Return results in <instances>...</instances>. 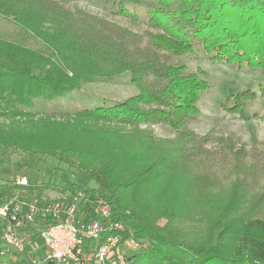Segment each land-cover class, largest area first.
Returning <instances> with one entry per match:
<instances>
[{
    "label": "trees",
    "instance_id": "trees-1",
    "mask_svg": "<svg viewBox=\"0 0 264 264\" xmlns=\"http://www.w3.org/2000/svg\"><path fill=\"white\" fill-rule=\"evenodd\" d=\"M63 1L0 0V14L24 21V27L40 36L51 52L45 55L0 38V147L55 161L48 167L55 180L44 182L41 191L52 187L70 197L81 190L89 202L110 204L113 217L128 229L123 236H133L144 249L128 256L129 264H264L263 208L253 206L257 211L237 214L230 202L206 218L237 244H226L222 238L195 244L179 225L170 224L180 222V217L198 218L186 208L201 199L190 194L195 184L204 188L192 178L201 171L203 179L207 172H215L214 178L227 180L232 191L247 187L241 198L264 182L263 152L207 148L210 139L189 127L199 113L200 93L210 83L203 70L188 72L184 64L175 63L176 57L199 46L211 62L264 72V0H153L156 6L147 12L145 22L117 0L112 14L155 30L142 34L65 7ZM124 72L130 74L137 92L116 104L60 112L58 117L34 109L40 97L62 98L83 82ZM257 89L226 96L228 104L222 108L250 119L243 106L257 97L264 99V84ZM251 118L264 121V112ZM159 123L170 126L173 139L157 138L140 127ZM55 128L88 136L90 147L63 143V131L51 134ZM213 161L231 162L233 168L218 175ZM235 161L241 166L236 165L234 173ZM179 169L188 170L184 180L188 188L177 191L184 184L176 181L182 179L176 175ZM80 172L96 187L77 181ZM246 177L249 185H240ZM6 193L0 192V201ZM162 219L164 224L159 223ZM7 264L30 263L11 258Z\"/></svg>",
    "mask_w": 264,
    "mask_h": 264
},
{
    "label": "rangeland",
    "instance_id": "rangeland-1",
    "mask_svg": "<svg viewBox=\"0 0 264 264\" xmlns=\"http://www.w3.org/2000/svg\"><path fill=\"white\" fill-rule=\"evenodd\" d=\"M117 0H65L63 6L71 7L72 9L79 8L86 12L93 13L99 17H103L112 24H116L130 29L135 33L142 34L145 31L154 33L155 30L136 26L122 15L112 14ZM124 6L130 11L135 12L140 19L145 22L147 19V12L156 6L153 0H123ZM24 21H17L12 17H6L0 14V38L14 41L22 44L26 48L37 50L42 54L48 55L51 52L49 47L42 41L41 37L35 35L33 31L24 27ZM176 64H184L188 72H196L198 69L205 72L204 79L210 83V88L200 93V99L197 101V108L199 113L196 115L195 120L189 123V127L194 133L200 136H206L210 139L205 144L207 148H224L226 150H235L241 147L246 152L253 151L254 149L264 153V121L258 118H251L253 113L261 114L264 112V99L257 97L253 101H246L243 109L250 119H244L241 115L224 110L223 104L227 105L226 96L236 93L243 89H252L258 92V84H264V72L260 70L248 69L245 66L237 67L236 65H227L220 62H211L208 56L204 54L201 47H194L192 52H184L182 55L175 58ZM137 88L130 82V74L127 72L117 74L109 79H97L88 82H83L79 88L68 92L62 98H54L51 100L42 97L36 99L35 110H39L58 117L60 112H67L76 109L94 108L97 106H110L120 102L127 97L135 94ZM2 119L0 118V121ZM142 129L148 130L152 135L161 139H173L175 132L168 124H154L149 127L140 126ZM51 134L61 135L63 143L71 142L73 147L88 149L90 147L91 139L88 136H83L75 132L66 130L53 129ZM40 137L44 138V132H40ZM0 192L7 190L8 193H15V189H9L13 180L19 176H25L30 182L35 184L36 192L41 191V186L44 182L53 180L49 177L48 167L55 161L45 157H27V155L15 154L10 152L9 149L0 147ZM18 162V164H17ZM234 162V173L236 172V164ZM212 165L218 170V175L225 174L227 170L233 166L219 161H213ZM59 168L67 170L61 165ZM185 169L178 170L176 175L180 176L181 180H176L180 184L186 181ZM232 172V173H233ZM77 181L81 184L87 185L90 188H95L96 184L91 180L88 175L83 172L76 174ZM203 171L198 176L194 175L192 178L197 182L200 181L204 188L195 184L196 187L190 189L191 196L197 195L198 199L196 204H190L186 208L188 213H191L194 220H188L180 217V222H172L171 225H179L185 238L193 241L195 244H211L216 240L226 241V244H237V242L229 241L223 236L225 235L222 227H218L216 223L213 226L206 222V218L214 217L219 211L225 209V206L231 202V206L235 207L237 214L242 212L257 211L256 208H263L264 211V182L258 188L250 191L246 197L241 198L242 193L246 194L247 187L237 188L235 191L231 190V186L227 180H220L214 178L216 173H206V178H202ZM55 180V179H54ZM185 180V181H184ZM192 181V180H191ZM193 182V181H192ZM50 183V182H49ZM240 185H249V178L246 177L243 181L240 179ZM178 190H185L187 185L182 184L177 186ZM23 195L26 192H21ZM41 195L48 198H55L62 194V192L53 189L52 187L44 188ZM16 196H21L17 194ZM172 197V196H171ZM253 200V205L249 203V199ZM256 208H254V207ZM182 215H187V212H182ZM205 216V217H204ZM164 219L160 220V224H164ZM234 230V228H233ZM37 235V234H36ZM38 238V235L32 237ZM40 241V239L38 238ZM33 242L28 250L32 251V256L41 259L44 256V249L40 242H37L38 247L34 248ZM147 243L145 244V246ZM0 247L2 252L0 255V264H7L8 260L13 257L17 260L27 261L28 252H17L5 247L4 242L0 240ZM131 248L127 246L120 247V250L128 256L134 253L143 252L141 248Z\"/></svg>",
    "mask_w": 264,
    "mask_h": 264
},
{
    "label": "built area",
    "instance_id": "built-area-1",
    "mask_svg": "<svg viewBox=\"0 0 264 264\" xmlns=\"http://www.w3.org/2000/svg\"><path fill=\"white\" fill-rule=\"evenodd\" d=\"M10 185L21 196L6 193L0 201V240L9 252H28L30 264H129L120 247L142 246L133 236H123L128 229L113 217L110 204L89 202L81 190L48 198L25 176ZM36 234L40 241L32 238ZM31 242L43 247L41 259L28 250Z\"/></svg>",
    "mask_w": 264,
    "mask_h": 264
}]
</instances>
